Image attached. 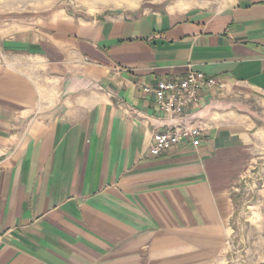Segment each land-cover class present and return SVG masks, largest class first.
<instances>
[{
    "label": "crops",
    "instance_id": "1",
    "mask_svg": "<svg viewBox=\"0 0 264 264\" xmlns=\"http://www.w3.org/2000/svg\"><path fill=\"white\" fill-rule=\"evenodd\" d=\"M10 6L0 5V264H264L263 203L249 220L255 253L232 252L237 197L264 142V0L39 17ZM190 71L224 83L177 121L199 127L200 144L152 155L172 118L143 88Z\"/></svg>",
    "mask_w": 264,
    "mask_h": 264
},
{
    "label": "rangeland",
    "instance_id": "2",
    "mask_svg": "<svg viewBox=\"0 0 264 264\" xmlns=\"http://www.w3.org/2000/svg\"><path fill=\"white\" fill-rule=\"evenodd\" d=\"M143 1L156 0H0V5H13L7 8L19 11L9 13L10 15L16 14L23 17L27 14H35L36 17H39L45 12L61 8H67L73 12L95 14L107 9L133 7ZM255 158L257 160L252 170L253 175L243 183L237 197L243 226L240 225L239 229H236L237 232L234 233L232 243V252L235 258L246 262L248 261L247 257H251L255 253V249L258 248L253 244L257 238L252 237L253 229H251L252 225L249 226V220H252V211H256L257 206L261 207L264 204V195H262L264 193V142L260 144Z\"/></svg>",
    "mask_w": 264,
    "mask_h": 264
},
{
    "label": "built area",
    "instance_id": "3",
    "mask_svg": "<svg viewBox=\"0 0 264 264\" xmlns=\"http://www.w3.org/2000/svg\"><path fill=\"white\" fill-rule=\"evenodd\" d=\"M212 87L224 88V83L215 77L190 71L182 80L162 79L154 86L143 88L145 92L155 94L159 109L172 118L168 128L153 134L150 145L152 155H160L180 144L183 139H190L197 146L200 144L202 130L195 126L179 125L177 121H186L192 105L200 100V90Z\"/></svg>",
    "mask_w": 264,
    "mask_h": 264
}]
</instances>
